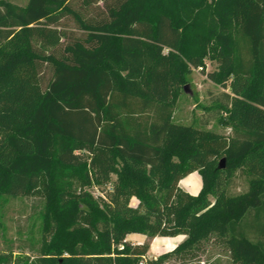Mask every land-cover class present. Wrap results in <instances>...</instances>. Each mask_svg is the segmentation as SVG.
Segmentation results:
<instances>
[{
    "label": "trees",
    "instance_id": "trees-1",
    "mask_svg": "<svg viewBox=\"0 0 264 264\" xmlns=\"http://www.w3.org/2000/svg\"><path fill=\"white\" fill-rule=\"evenodd\" d=\"M206 57L229 135L172 119ZM194 171L195 196L178 187ZM237 173L247 188L231 193ZM42 179L35 260L0 264H139L150 243L131 233L185 235L174 253L217 234L232 264H264V0H0V195Z\"/></svg>",
    "mask_w": 264,
    "mask_h": 264
},
{
    "label": "rangeland",
    "instance_id": "rangeland-1",
    "mask_svg": "<svg viewBox=\"0 0 264 264\" xmlns=\"http://www.w3.org/2000/svg\"><path fill=\"white\" fill-rule=\"evenodd\" d=\"M9 1L19 5L27 3V0ZM99 5L101 6L100 3ZM203 62V69L190 67L184 75L185 82L177 92L173 106V122L193 126L201 132L229 135L231 130L223 124L222 118L225 115L216 108V102L223 100V93L228 89L217 85L206 76L207 72L216 68V62L209 57H206ZM40 77L42 85L49 80L51 77L49 65H41ZM77 187L78 191L89 193L99 202L105 200L103 189L108 188L81 185L80 182L77 183ZM228 187L231 193L244 191L247 188L246 175L237 173ZM47 193L48 185L45 179H42L40 185L26 195H0V253L12 252L14 256L22 252L31 261L35 260L32 254L40 245L43 227L42 213ZM131 204H137L136 198H132ZM145 240L152 245V250L148 255L150 257L141 258L139 264H145L150 258L158 259L165 253H167L166 257L161 259L159 264H232L225 239L217 234H211L193 247L175 253L172 250L178 244L173 249L170 245L164 247L160 245L167 244V239L146 236Z\"/></svg>",
    "mask_w": 264,
    "mask_h": 264
},
{
    "label": "crops",
    "instance_id": "crops-1",
    "mask_svg": "<svg viewBox=\"0 0 264 264\" xmlns=\"http://www.w3.org/2000/svg\"><path fill=\"white\" fill-rule=\"evenodd\" d=\"M225 92H229V91L225 90ZM178 187L182 191H184V192H186V193H188L190 195L195 196L199 192V190L201 188V178H200L199 173L197 171H194V172L188 174L187 176L183 177L179 181ZM158 237L168 240L167 244L166 243L160 244L162 247H164L166 245H170V246H172V249L177 244L181 243L186 238V236L183 235V234L176 235V236H173V237H161V236H158ZM145 238H146V236L143 235V234H140V233H131V234H128L126 236V240H129V241H131L133 243H143L145 241ZM151 250H152V245L150 244L149 250L145 254L146 257H148V258L150 257L148 255L151 252ZM150 259H152V258H150Z\"/></svg>",
    "mask_w": 264,
    "mask_h": 264
},
{
    "label": "water",
    "instance_id": "water-1",
    "mask_svg": "<svg viewBox=\"0 0 264 264\" xmlns=\"http://www.w3.org/2000/svg\"><path fill=\"white\" fill-rule=\"evenodd\" d=\"M184 90H185V87H184ZM224 166V159H221L220 160V167H223Z\"/></svg>",
    "mask_w": 264,
    "mask_h": 264
},
{
    "label": "built area",
    "instance_id": "built-area-1",
    "mask_svg": "<svg viewBox=\"0 0 264 264\" xmlns=\"http://www.w3.org/2000/svg\"><path fill=\"white\" fill-rule=\"evenodd\" d=\"M143 258H145V256H143Z\"/></svg>",
    "mask_w": 264,
    "mask_h": 264
}]
</instances>
